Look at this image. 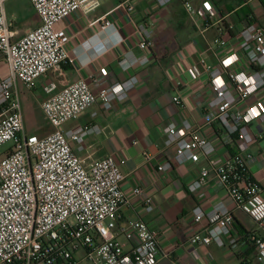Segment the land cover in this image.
Segmentation results:
<instances>
[{
	"label": "built area",
	"instance_id": "1",
	"mask_svg": "<svg viewBox=\"0 0 264 264\" xmlns=\"http://www.w3.org/2000/svg\"><path fill=\"white\" fill-rule=\"evenodd\" d=\"M8 1L0 0V51L10 71L0 81V148L10 142L12 146L0 159V264H159L160 241L155 228L142 218L130 220L124 227L117 225L119 211L127 204L121 188L125 161H116L112 156L84 159L73 151L70 141L82 145L88 136L99 131L97 125L64 130L65 124L77 120L97 102L110 111L115 102L126 100L138 83L136 77L97 93L93 91L98 82L94 77L67 83L59 91L52 83L46 87L48 98L42 110L54 131L44 137L24 131L17 83L33 89L38 79L72 63L68 50L72 37L58 24L76 12L94 11L105 0H29L40 25L19 40L14 39L6 16ZM150 1L166 7L172 0ZM181 2L189 19L196 22V0ZM202 7L206 13L214 8L210 2H204ZM115 10L133 13L135 0H122ZM115 10L93 24H100V32L112 33L120 44L122 39L109 18ZM140 32L139 48L144 54L138 57L128 53L121 61L125 70L135 64H150L146 54L153 46L151 34L147 29ZM97 38L82 47L104 50L105 45ZM237 40L238 52L221 59L218 66L206 68L212 97L205 110L211 114V122L218 123L227 136H235L241 147H248L263 138L252 127L264 121V99L260 97L264 91V25H247ZM214 45L226 47L227 41L218 38ZM242 62L248 71L238 69ZM189 72L198 78L196 68ZM102 74L107 75L108 71L104 69ZM173 102L180 106L182 99L176 96ZM165 146L174 149L173 161L177 165L199 164L203 159L198 177L188 186L190 192L199 193L215 176L236 208L264 231L263 189L249 172L255 160L252 153L243 149L217 157L214 143L189 120L181 126L168 125ZM171 167L172 163L167 162L159 170L168 171ZM134 192L141 194L142 190ZM144 211H154L151 197L144 199ZM194 220L207 224L203 233L190 237L188 242L193 249L215 244L242 255L238 264H264V235L254 231L245 237L238 234L234 216L224 203L217 204L208 214L201 207L195 208ZM242 240L250 245L246 251L241 248ZM249 250H253L251 255ZM162 257L170 259L171 253Z\"/></svg>",
	"mask_w": 264,
	"mask_h": 264
},
{
	"label": "crops",
	"instance_id": "2",
	"mask_svg": "<svg viewBox=\"0 0 264 264\" xmlns=\"http://www.w3.org/2000/svg\"><path fill=\"white\" fill-rule=\"evenodd\" d=\"M121 1L105 0L94 11L88 14L76 12L58 24V28L65 29L72 37L68 50L74 61L63 65L60 71L38 79L33 89L17 83L24 131L38 137L54 131L42 110V104L48 98L46 87L52 83L59 91L67 83L94 77L98 82L93 91L97 93L109 85L136 77L138 83L129 97L115 102L110 111H105L97 102L77 120L65 124V131L89 125L100 128L82 145L70 141L73 151L84 159L112 156L116 161H125L121 188L127 204L119 211L117 225L124 227L128 221L142 218L155 228L159 232V264H238L242 255H234L228 249L215 244L197 249L189 245L190 237L194 233H203L207 224L194 220V209L201 207L208 214L217 204L224 203L234 216L235 230L242 237L251 231L263 236L264 231L236 208L215 176L199 193L189 191L188 186L198 177L203 159L199 164L174 163V149L165 146L166 128L170 124L181 126L189 120L214 143L217 157H227L243 149L252 153L255 160L250 164L249 172L262 187L264 197V121L252 127V131L262 134L263 138L248 147H241L235 136H227L218 123L211 122L212 116L205 110L212 97L207 66L216 67L221 59L239 51L237 37L244 27L252 23L264 25V0H196L199 9L196 22L189 19L181 0H172L166 7L150 0H135V10L131 14L115 10ZM204 2L213 5L211 13L203 10ZM113 10L109 18L122 39L120 44L116 43L112 33H101L100 24H93ZM5 12L15 40L40 25V18L29 0H9ZM141 29H147L151 34L153 46L146 54L150 64H135L125 70L121 61L128 53L138 57L144 54L139 48ZM95 36L105 45L104 50L82 47ZM218 38L226 40L227 46L214 45ZM191 68L197 69L198 78L190 75ZM104 69L108 71L107 75L102 74ZM238 69L248 71V66L242 62ZM9 73V66L0 51V81ZM176 96L182 99L180 106L173 102ZM260 97L264 99V91ZM167 162L172 163L171 169L160 171L159 167ZM135 189H141L142 193L135 194ZM146 197L153 199L151 214L144 211ZM240 245L244 251L250 247L244 240ZM164 253H171V258L162 257ZM248 253L251 255L253 250Z\"/></svg>",
	"mask_w": 264,
	"mask_h": 264
},
{
	"label": "rangeland",
	"instance_id": "3",
	"mask_svg": "<svg viewBox=\"0 0 264 264\" xmlns=\"http://www.w3.org/2000/svg\"><path fill=\"white\" fill-rule=\"evenodd\" d=\"M12 146V142L7 143L6 145L2 146L0 148V158L1 156H4V153H6V151Z\"/></svg>",
	"mask_w": 264,
	"mask_h": 264
}]
</instances>
